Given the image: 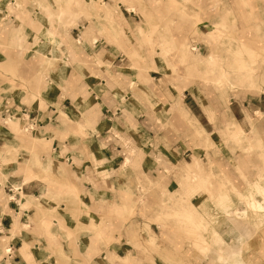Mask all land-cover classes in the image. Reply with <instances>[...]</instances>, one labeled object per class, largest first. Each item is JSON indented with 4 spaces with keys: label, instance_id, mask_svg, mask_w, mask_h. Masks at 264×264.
Wrapping results in <instances>:
<instances>
[{
    "label": "crops",
    "instance_id": "crops-1",
    "mask_svg": "<svg viewBox=\"0 0 264 264\" xmlns=\"http://www.w3.org/2000/svg\"><path fill=\"white\" fill-rule=\"evenodd\" d=\"M174 1L189 8V17L197 13V0ZM204 1L199 32L193 27L206 43L198 42L200 50L224 38L221 18L227 13L236 43L242 42L250 30L245 7L257 16L264 6V0H220L219 12L210 10L208 17L207 7L214 2H199ZM74 2L69 7L73 18H60L51 0L42 4L44 14L39 17V4L29 0L0 6V264H96L99 258L115 264L111 258L141 254L131 237L147 242L156 236L155 243L159 238L157 225L139 214L151 215L155 197L148 192L149 184L161 182L165 167L173 162L147 141L164 133L162 105L154 109L147 99L152 95L159 103L167 100L163 82H136L140 70L124 54L133 50V9L121 1L108 2L117 8L115 35L103 14L95 16L100 6L94 4V11L91 0ZM210 24L220 25L213 44L208 35L215 29L203 30ZM48 32L57 45L48 43ZM144 49L140 54L147 53ZM207 59L216 61L213 53ZM143 64L147 68V60ZM155 67L143 77L155 78L160 66ZM186 109L206 130L193 109ZM171 111L170 128L177 130L183 116L175 108ZM24 116L33 122L30 132L42 140L28 156L24 146L32 149V142L19 134ZM129 212L134 215L127 217ZM144 224L146 238L136 232ZM127 227L130 236L120 233ZM136 259L144 261V255ZM258 259L264 262V255Z\"/></svg>",
    "mask_w": 264,
    "mask_h": 264
},
{
    "label": "rangeland",
    "instance_id": "rangeland-1",
    "mask_svg": "<svg viewBox=\"0 0 264 264\" xmlns=\"http://www.w3.org/2000/svg\"><path fill=\"white\" fill-rule=\"evenodd\" d=\"M29 1L39 4L38 17L44 14L42 4L49 2ZM91 1L89 7L94 11V4L100 6L95 16L100 18L99 13L103 14L101 18L107 20V26L115 35H118L114 28L116 7H110L108 2L116 5L121 1L128 10H134L135 14L130 13L133 25L129 29L133 50L124 54L132 67L140 70L136 82H163L167 100L159 103L152 95L147 99L154 109L162 105L164 133L156 136L155 141L152 138L147 141L173 160L169 168L165 167L164 179L149 184L148 192L155 197L151 215L139 214L148 224L157 225V243L156 236L149 237L146 242L132 235L131 239H137L135 249H140L141 254H133L130 259L126 256L120 261L111 258L110 262L264 264L258 259L264 255V210L250 205L257 200L264 201L262 192L258 191L260 183L264 184V6L260 7L257 16H253L250 6L245 7L250 13L247 15L250 16V30H246L242 42L236 43L235 26L227 13L221 18L224 30H227L224 38L212 48L207 45L200 50L198 42L206 44L199 35L201 33H197L205 1L197 0V13H191L190 17L189 8L179 7L174 0ZM180 1L186 4L189 0ZM9 2L11 0H0V6ZM52 2L57 4L60 18L75 16L69 8L75 4L74 0ZM213 2L214 5L209 3L207 7L208 17L221 8L220 0ZM16 6L19 7V3ZM84 14L91 16V13ZM118 14L121 15L119 9ZM59 25L73 24L61 22ZM118 25L120 27V23ZM213 25L203 28L205 32L215 29L208 35L211 44L217 41L220 32L217 29L220 25ZM195 26L198 28L196 33L193 31ZM17 30L16 27L15 32ZM120 30L125 33L124 29ZM45 36L50 45H57V39L49 32ZM180 36L186 38L181 40ZM141 49L147 53L140 54ZM209 53H213L215 62L207 59ZM146 60L147 68L143 64ZM155 63L160 66V73H156L155 78L143 77V73L148 74L156 68ZM178 100H184L185 104ZM186 105L193 109L206 130L188 114ZM174 108L183 116L178 125L175 123L179 130H172L168 120ZM20 129L21 138L30 139L33 145L32 149L24 146L27 156L33 154V150L37 152L36 147L42 140L36 139L31 129L25 130L24 121ZM8 142L12 141L8 139ZM177 145L180 150H173ZM49 200L42 199L41 202ZM131 214L127 213V217ZM145 228H148L147 224L138 227L136 232L146 238ZM128 229L120 233L131 234ZM259 240L261 243L257 245ZM138 255H144V261L137 260ZM108 263L109 260L99 258L96 264Z\"/></svg>",
    "mask_w": 264,
    "mask_h": 264
},
{
    "label": "bare ground",
    "instance_id": "bare-ground-1",
    "mask_svg": "<svg viewBox=\"0 0 264 264\" xmlns=\"http://www.w3.org/2000/svg\"><path fill=\"white\" fill-rule=\"evenodd\" d=\"M259 193L262 192L263 194V198H264V184L260 183L259 189H258ZM263 200V199H262ZM250 205H253V207L257 210H264V201H255L250 203Z\"/></svg>",
    "mask_w": 264,
    "mask_h": 264
},
{
    "label": "built area",
    "instance_id": "built-area-1",
    "mask_svg": "<svg viewBox=\"0 0 264 264\" xmlns=\"http://www.w3.org/2000/svg\"><path fill=\"white\" fill-rule=\"evenodd\" d=\"M22 121H24V127H25V130H28V129H33V122H31L29 120V117L28 116H24L22 117ZM6 254H10L11 250L10 249H7L6 251Z\"/></svg>",
    "mask_w": 264,
    "mask_h": 264
}]
</instances>
